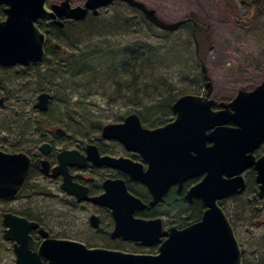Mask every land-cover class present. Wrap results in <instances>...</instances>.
Listing matches in <instances>:
<instances>
[{
  "label": "rangeland",
  "instance_id": "374dc122",
  "mask_svg": "<svg viewBox=\"0 0 264 264\" xmlns=\"http://www.w3.org/2000/svg\"><path fill=\"white\" fill-rule=\"evenodd\" d=\"M84 1L71 0V4ZM140 1L166 22L191 19L199 27L197 43L188 26L162 31L146 22L138 10L115 1L60 33L61 45L68 50L66 57L48 54L26 74L18 69L0 71L4 76L0 97L5 96L0 105V138L7 131H20L17 126L25 130L28 140L38 138V124H60L75 130L79 139L92 130L91 125L121 122L131 112L162 125L175 118L167 108L176 98L205 94V81L212 83L211 98L228 102L239 89L252 90L264 80V0ZM132 52H137L135 62L130 58ZM55 59L64 62L54 66ZM202 65L205 81L200 74ZM42 91L51 96L45 112L34 108ZM163 112L169 114L163 116ZM263 153L264 142L255 155ZM248 171L243 172L246 191L224 200L222 208L243 261L264 264V195L258 196L255 175L252 178ZM44 204L53 206L49 200ZM44 224L59 234L69 235L72 230L63 228V223ZM74 225L72 238L89 236L84 223ZM2 233L0 223V264H16L11 243Z\"/></svg>",
  "mask_w": 264,
  "mask_h": 264
},
{
  "label": "water",
  "instance_id": "95a60500",
  "mask_svg": "<svg viewBox=\"0 0 264 264\" xmlns=\"http://www.w3.org/2000/svg\"><path fill=\"white\" fill-rule=\"evenodd\" d=\"M50 1L0 0V4L8 6L5 19L0 21V64L28 66L42 62L46 36L36 25L40 19H53L58 25L64 19L81 21L89 12L96 15L115 0H85L76 6H71L70 0H62L48 7ZM116 1L138 10L162 31L173 32L188 21L166 22L140 0ZM204 88V95L184 94L176 98L171 105L175 118L164 126L146 128L132 112L122 122L105 124L102 131L104 137L119 139L128 149L137 150L148 159V170L132 177L147 185L152 203L161 198L171 182L203 174L187 193V198H202L207 207L198 222L162 231L159 220L133 219V210L144 204L126 192L120 182L119 205L112 206L117 220L114 234L144 244L166 236L157 254L88 248L76 241L50 238L42 228L38 233L43 239L32 251L30 231L38 223L22 220L23 223H3V239L14 241L15 263L44 264V258L45 264H242L239 242L218 200L245 189L243 172L249 167L255 172L258 196L264 195V153L258 158L254 155L264 141V80L252 90L239 89L228 102H218L217 110L212 108L216 104L211 98L212 83L205 81ZM49 97L48 92H41L35 107L46 111ZM108 160L112 164L114 159ZM29 166L30 160L24 154L0 151V199L16 195ZM122 213L126 216L121 217ZM126 217L129 222L123 220Z\"/></svg>",
  "mask_w": 264,
  "mask_h": 264
},
{
  "label": "flooded vegetation",
  "instance_id": "af4514ba",
  "mask_svg": "<svg viewBox=\"0 0 264 264\" xmlns=\"http://www.w3.org/2000/svg\"><path fill=\"white\" fill-rule=\"evenodd\" d=\"M61 1L51 0L48 7L51 4H59ZM71 6L74 5L71 4ZM7 7L6 4H0V21L5 19ZM96 15L89 12L86 18L81 21L64 19L62 25H58L53 19H40L36 25L46 36L44 57L48 54L66 57L68 50L59 43L57 37L70 24L84 22L89 17ZM60 62L63 63L64 60H60ZM60 62L55 59L53 65H58ZM39 64H29L28 66L0 64V71L18 69L19 72L26 74L29 69ZM3 78V74L0 75V79ZM4 98V95L0 97V105ZM50 100L51 96L49 103ZM35 103L34 108L37 111L45 112L37 109ZM217 103L212 107L213 110L219 108ZM140 121L142 126L149 129L159 128L166 124L160 125L151 122L145 124L141 119ZM58 125L38 124L36 130L39 132V137L29 140L23 134L25 130L15 125L20 131H15V129L7 131L8 135L5 134V137L0 138V151L9 154L22 153L30 160L26 179L16 195L0 199V223L3 226V231L5 229L3 223H23L24 221L38 223V227L30 231L33 239L32 251L37 249L43 239L38 233V230L42 228L50 238L76 241L88 248H101L132 254H157L161 241L166 236H160L158 241H153L151 244H144L139 240L126 239L122 235L114 234L117 220L112 206L119 203L120 182L124 185L126 192L144 204L142 208L133 210V219L159 220L162 231H168L171 227L182 229L202 218L207 208L202 198H187V193L203 178V174L189 177L181 182H171L161 198L152 203L153 197L147 185L132 177V174L146 172L149 168L148 159L139 151L128 149L119 139L104 137L102 131L105 124L91 125L92 130H89V133H82L79 139H77L75 130H66L65 126ZM58 130H60L59 133ZM27 143L33 146L30 148L16 147V145ZM206 144L209 145L211 142L206 141ZM108 158L114 159L112 164L106 162ZM247 169H249L248 172L253 170L252 167ZM245 182L246 186L242 192L218 200L219 206L222 208L224 200L234 199L245 192L247 189L246 179ZM45 200L52 201L53 206L46 208ZM125 216L124 213L121 214V217ZM123 220L129 222L127 217ZM77 222L84 223L89 236L80 239L70 236L71 232L75 231L74 223ZM44 223H63V228L67 230L72 228L73 231L69 230V235L55 233L51 231L49 225ZM9 242L14 253V241ZM41 259L45 264V259Z\"/></svg>",
  "mask_w": 264,
  "mask_h": 264
},
{
  "label": "trees",
  "instance_id": "16d2710c",
  "mask_svg": "<svg viewBox=\"0 0 264 264\" xmlns=\"http://www.w3.org/2000/svg\"><path fill=\"white\" fill-rule=\"evenodd\" d=\"M142 15V14H141ZM143 16V15H142ZM92 19H95V17H93ZM146 22H147V20H146ZM182 26H188L189 28H190V30H191V35H192V37L194 38V41L196 40V42L198 41V36H199V31H198V29H199V27L191 20V19H188V21L185 23V24H183ZM58 38V41H59V43L61 44V41H60V35L57 37ZM130 58H131V61L132 62H135L137 59V52H132V54H130ZM126 63V62H125ZM125 66H127L126 64H124ZM51 70H53V69H51ZM200 74H201V79H202V81H205V79H206V76L204 77V73L203 72H200ZM168 102V101H167ZM169 110V111H168ZM167 112H169V113H171V106H169V108H167ZM164 113V112H163ZM169 113H164L163 114V116H165V115H167V114H169ZM163 117H161V118H159L160 120L162 119ZM143 121V123H146V124H148L149 122H146V121H144V120H142ZM251 173V177L253 178L254 177V171L252 170V171H250ZM242 264H246L245 263V261H243V259H242Z\"/></svg>",
  "mask_w": 264,
  "mask_h": 264
}]
</instances>
